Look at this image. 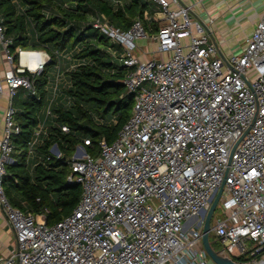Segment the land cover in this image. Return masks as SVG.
Returning <instances> with one entry per match:
<instances>
[{"label": "built area", "instance_id": "built-area-1", "mask_svg": "<svg viewBox=\"0 0 264 264\" xmlns=\"http://www.w3.org/2000/svg\"><path fill=\"white\" fill-rule=\"evenodd\" d=\"M149 1L163 16L152 60L139 55V43L150 39L140 19L129 31L92 22L123 51L134 107L98 158L76 149L68 183L81 187V200L54 226L43 214L13 208L4 189L21 133L14 99L20 89L37 97L36 78L52 60L20 49L16 63L0 24V220L16 242L0 264H216L202 244V213L222 187L223 217L211 226L214 251L236 264L264 263V14L243 52L224 60L207 26L193 20V7ZM56 56L54 98L63 77V56ZM44 130L35 132L30 154ZM55 147L50 154L60 160Z\"/></svg>", "mask_w": 264, "mask_h": 264}, {"label": "trees", "instance_id": "trees-1", "mask_svg": "<svg viewBox=\"0 0 264 264\" xmlns=\"http://www.w3.org/2000/svg\"><path fill=\"white\" fill-rule=\"evenodd\" d=\"M151 6L145 0H0V24L16 63L20 49L47 52L52 60L36 78L37 97L20 89L14 99L21 133L13 139L17 164L7 168L4 182L13 208L34 216L43 214L46 224L54 226L78 207L82 189L68 183L69 162L76 149L83 146L98 158L103 140L106 145L116 141L134 107L133 96L124 86L128 72L120 61L123 51L95 30L92 22L101 18L129 31L140 19L151 35L159 32L161 25L144 19L146 12L153 13ZM56 53L63 56L62 72L69 85H59L61 95L54 98V79L49 73L58 62ZM65 57L71 60L73 70H69L71 65H63ZM40 125L45 129L41 142L30 154ZM85 141L90 146H85ZM54 146L65 160L50 154Z\"/></svg>", "mask_w": 264, "mask_h": 264}, {"label": "crops", "instance_id": "crops-1", "mask_svg": "<svg viewBox=\"0 0 264 264\" xmlns=\"http://www.w3.org/2000/svg\"><path fill=\"white\" fill-rule=\"evenodd\" d=\"M144 1V0H142ZM150 2L149 0H145ZM185 6L193 7L192 18L194 21H201L207 26L211 41L216 43L220 55L229 58L232 55H239L245 48L246 41L251 38L256 30L261 16L264 14V0H180ZM152 4L150 19L155 22H163V16L158 7ZM148 21V20H147ZM152 38H150L151 40ZM152 41V40H151ZM139 43V55L144 60H152L157 57L156 48L152 42ZM146 49H142V45ZM65 60L69 61L66 62ZM63 65H71L69 70L74 69L69 58H64ZM68 70V71H69ZM67 71V70H66ZM66 77L63 72L61 84ZM5 99L2 102V109L5 107ZM1 119V112H0ZM15 235L5 219L0 220V257L7 256L15 249Z\"/></svg>", "mask_w": 264, "mask_h": 264}, {"label": "water", "instance_id": "water-1", "mask_svg": "<svg viewBox=\"0 0 264 264\" xmlns=\"http://www.w3.org/2000/svg\"><path fill=\"white\" fill-rule=\"evenodd\" d=\"M207 34H210V32L208 31V29H205ZM222 58H224L222 56ZM225 60V58H224ZM103 146L106 145V141L103 140ZM55 150H57V147H55ZM63 160H65V158H63ZM223 189L224 187H222L219 191V193L217 194V196L215 197V199L212 201L211 207L209 208L208 211H205L202 213V217L205 218V222H204V228H203V238H202V244L204 247V250L206 251L207 255L209 256V258L215 262L216 264H236L232 261L223 259L221 257H219L216 252L214 251V249L212 248L211 242H210V233H211V223H212V218L213 215L220 203L222 194H223ZM264 264V263H263Z\"/></svg>", "mask_w": 264, "mask_h": 264}, {"label": "rangeland", "instance_id": "rangeland-1", "mask_svg": "<svg viewBox=\"0 0 264 264\" xmlns=\"http://www.w3.org/2000/svg\"><path fill=\"white\" fill-rule=\"evenodd\" d=\"M148 21H155L153 18H151L150 20H148ZM149 35V34H148ZM157 35H158V32H156V33H153V34H151V35H149V38H152L151 40H153V38H157ZM150 39L148 40H143V42H149V41H151ZM152 42V41H151ZM151 44H153V47L154 48H156V51H157V45L155 44V43H151ZM141 48L142 49H146L147 48V46L144 44V45H142L141 46ZM142 61H143V59H141ZM55 69H52V71L49 73V76H50V78L51 79H54V86H55V84H56V82H55V80H56V76H55ZM253 80L255 79V74H253ZM62 81V80H61ZM61 84V83H60ZM63 87H66V86H68L69 85V79L67 78V76L64 78V81H63ZM60 91V90H59ZM61 94H60V92H59V94H58V96H60ZM47 112H48V110H47ZM223 217V214H222V211H221V209H220V207L218 206L217 207V209H216V211H215V213H214V215H213V219H212V223H211V226L213 227L214 225H215V223H216V220L218 219V218H222ZM193 226H195V225H193ZM192 226V227H193ZM214 234H213V232H211L210 233V242H211V245H212V248L213 249H215V250H217L218 249V245H217V243H215V241H214Z\"/></svg>", "mask_w": 264, "mask_h": 264}]
</instances>
